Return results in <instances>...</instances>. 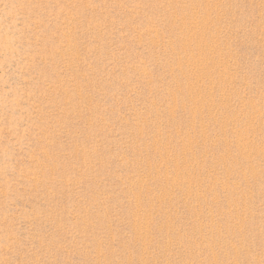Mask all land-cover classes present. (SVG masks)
Masks as SVG:
<instances>
[{
  "label": "rangeland",
  "instance_id": "rangeland-1",
  "mask_svg": "<svg viewBox=\"0 0 264 264\" xmlns=\"http://www.w3.org/2000/svg\"><path fill=\"white\" fill-rule=\"evenodd\" d=\"M0 264H264V0H0Z\"/></svg>",
  "mask_w": 264,
  "mask_h": 264
}]
</instances>
